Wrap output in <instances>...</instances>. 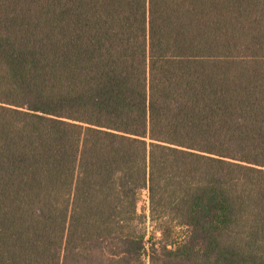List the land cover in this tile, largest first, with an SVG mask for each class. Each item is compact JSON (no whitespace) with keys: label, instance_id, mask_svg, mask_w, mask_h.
<instances>
[{"label":"trees","instance_id":"trees-1","mask_svg":"<svg viewBox=\"0 0 264 264\" xmlns=\"http://www.w3.org/2000/svg\"><path fill=\"white\" fill-rule=\"evenodd\" d=\"M0 264H264V0H0Z\"/></svg>","mask_w":264,"mask_h":264},{"label":"rangeland","instance_id":"rangeland-1","mask_svg":"<svg viewBox=\"0 0 264 264\" xmlns=\"http://www.w3.org/2000/svg\"><path fill=\"white\" fill-rule=\"evenodd\" d=\"M143 199L144 200H143V203L141 204V206L145 205L146 195H144ZM185 233H186V229L185 228H180V227H178V226H176L174 224V228H171V232L169 234H167V237H169V240H173L174 243H175V242H178V241L182 240L184 235H185ZM151 237H155L156 239H161L162 235L159 234L158 231L155 232L153 230L152 226H149L147 240L149 241L151 239Z\"/></svg>","mask_w":264,"mask_h":264}]
</instances>
